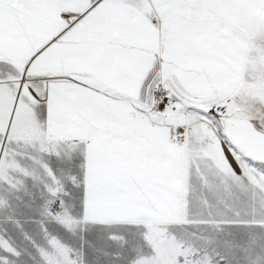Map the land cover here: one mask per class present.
Here are the masks:
<instances>
[{
  "label": "snow or ice",
  "instance_id": "6c2138e0",
  "mask_svg": "<svg viewBox=\"0 0 264 264\" xmlns=\"http://www.w3.org/2000/svg\"><path fill=\"white\" fill-rule=\"evenodd\" d=\"M0 264H264V0H0Z\"/></svg>",
  "mask_w": 264,
  "mask_h": 264
}]
</instances>
